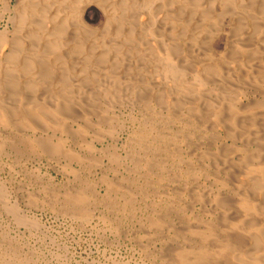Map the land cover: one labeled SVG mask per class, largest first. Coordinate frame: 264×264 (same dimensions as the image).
<instances>
[{
  "label": "rangeland",
  "instance_id": "rangeland-1",
  "mask_svg": "<svg viewBox=\"0 0 264 264\" xmlns=\"http://www.w3.org/2000/svg\"><path fill=\"white\" fill-rule=\"evenodd\" d=\"M20 1L0 0L5 43ZM256 96L228 92L231 117L218 129L203 112L197 120L172 118L158 104H38L26 113L18 101H0V264L251 262L252 227L234 221L243 226L232 237L207 201L219 193L231 200L244 186L228 171L215 177L207 156L226 150L236 168V151L264 157V116L247 117L264 110Z\"/></svg>",
  "mask_w": 264,
  "mask_h": 264
},
{
  "label": "bare ground",
  "instance_id": "bare-ground-1",
  "mask_svg": "<svg viewBox=\"0 0 264 264\" xmlns=\"http://www.w3.org/2000/svg\"><path fill=\"white\" fill-rule=\"evenodd\" d=\"M16 8L10 40L0 37V101L9 106L158 104L172 118L203 112L212 129L231 114L228 92L264 97V0H21ZM247 115L254 121L264 110ZM239 152L238 169L226 153L207 152L215 177L228 171L244 186L231 200L212 193L207 201L232 237L243 226L234 221L253 229L251 262H228L264 264V157Z\"/></svg>",
  "mask_w": 264,
  "mask_h": 264
}]
</instances>
